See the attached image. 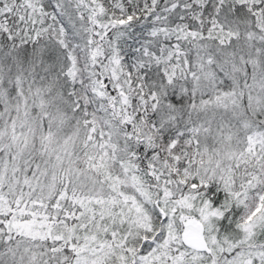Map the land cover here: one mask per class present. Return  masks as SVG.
Listing matches in <instances>:
<instances>
[{"label": "snow or ice", "instance_id": "snow-or-ice-1", "mask_svg": "<svg viewBox=\"0 0 264 264\" xmlns=\"http://www.w3.org/2000/svg\"><path fill=\"white\" fill-rule=\"evenodd\" d=\"M0 264H264V0H0Z\"/></svg>", "mask_w": 264, "mask_h": 264}]
</instances>
